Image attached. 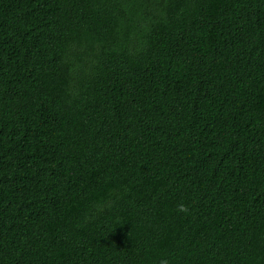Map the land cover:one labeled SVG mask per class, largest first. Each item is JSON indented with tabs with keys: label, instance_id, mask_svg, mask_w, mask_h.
<instances>
[{
	"label": "trees",
	"instance_id": "trees-1",
	"mask_svg": "<svg viewBox=\"0 0 264 264\" xmlns=\"http://www.w3.org/2000/svg\"><path fill=\"white\" fill-rule=\"evenodd\" d=\"M161 260L264 264V0H0V264Z\"/></svg>",
	"mask_w": 264,
	"mask_h": 264
},
{
	"label": "clouds",
	"instance_id": "clouds-1",
	"mask_svg": "<svg viewBox=\"0 0 264 264\" xmlns=\"http://www.w3.org/2000/svg\"><path fill=\"white\" fill-rule=\"evenodd\" d=\"M177 211L182 212V213H187L189 211V208L186 204L184 203H179L177 205ZM160 264H167V260H161Z\"/></svg>",
	"mask_w": 264,
	"mask_h": 264
}]
</instances>
